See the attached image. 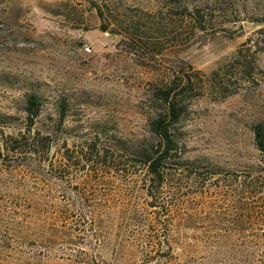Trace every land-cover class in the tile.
<instances>
[{
    "label": "rangeland",
    "instance_id": "obj_1",
    "mask_svg": "<svg viewBox=\"0 0 264 264\" xmlns=\"http://www.w3.org/2000/svg\"><path fill=\"white\" fill-rule=\"evenodd\" d=\"M135 28L139 49L125 38ZM186 76L191 157L226 172L204 185L177 174L151 199L139 169L68 165L70 144L45 157L62 182L0 162V264H264V188L233 194L264 182L252 137L264 124V0H0L3 112L20 118L40 84L74 117L138 138L158 89Z\"/></svg>",
    "mask_w": 264,
    "mask_h": 264
},
{
    "label": "trees",
    "instance_id": "obj_2",
    "mask_svg": "<svg viewBox=\"0 0 264 264\" xmlns=\"http://www.w3.org/2000/svg\"><path fill=\"white\" fill-rule=\"evenodd\" d=\"M103 33L107 28H102ZM125 34L132 49L140 46L135 39L138 33ZM140 41V40H139ZM142 49V47H141ZM192 88L190 77L173 79L162 89H158L157 99L162 104L148 117L145 134L142 137L128 138L115 134L102 120L85 121L70 114L71 101L64 96H46V90L40 84L22 96L19 116L0 110V162L6 165L5 171H22L37 176L41 180L62 182V178L52 172L53 165L46 167L51 147L67 144L74 150L65 149L62 159L71 167L107 168L116 173L125 172L118 167H132L143 173L145 193L149 198L162 188L174 184L177 174L181 181H200L204 185L209 179L217 178L226 170L205 157H191L184 120L187 111V94ZM22 128L14 134H6V129L17 122ZM107 128L110 130L108 131ZM253 146L264 164V124L252 127ZM45 168V167H44ZM120 171V172H119ZM247 173L252 171L247 170ZM126 173V172H125ZM124 175V174H123ZM259 185L244 187L233 194L254 196ZM71 198V194H68ZM73 205L76 202L72 201ZM152 206V202L150 203Z\"/></svg>",
    "mask_w": 264,
    "mask_h": 264
},
{
    "label": "built area",
    "instance_id": "obj_3",
    "mask_svg": "<svg viewBox=\"0 0 264 264\" xmlns=\"http://www.w3.org/2000/svg\"><path fill=\"white\" fill-rule=\"evenodd\" d=\"M82 49L87 53L91 52V47L87 44L82 45Z\"/></svg>",
    "mask_w": 264,
    "mask_h": 264
}]
</instances>
